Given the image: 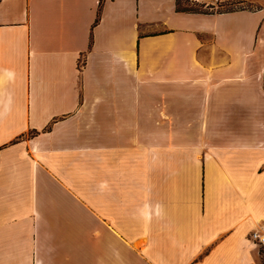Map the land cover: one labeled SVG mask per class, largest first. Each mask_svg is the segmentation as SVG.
<instances>
[{
  "label": "crops",
  "instance_id": "0c3cea01",
  "mask_svg": "<svg viewBox=\"0 0 264 264\" xmlns=\"http://www.w3.org/2000/svg\"><path fill=\"white\" fill-rule=\"evenodd\" d=\"M264 7L0 0V264H264Z\"/></svg>",
  "mask_w": 264,
  "mask_h": 264
},
{
  "label": "rangeland",
  "instance_id": "374dc122",
  "mask_svg": "<svg viewBox=\"0 0 264 264\" xmlns=\"http://www.w3.org/2000/svg\"><path fill=\"white\" fill-rule=\"evenodd\" d=\"M180 9L195 12L218 13L256 11L264 7V0H176ZM264 253V248L262 249Z\"/></svg>",
  "mask_w": 264,
  "mask_h": 264
},
{
  "label": "trees",
  "instance_id": "16d2710c",
  "mask_svg": "<svg viewBox=\"0 0 264 264\" xmlns=\"http://www.w3.org/2000/svg\"><path fill=\"white\" fill-rule=\"evenodd\" d=\"M177 11H178V12H186V13L215 14V13L195 12V11H190V10H186V9H180L178 3H177ZM230 12H233V11H230ZM230 12H218L217 14H221V13H230ZM262 252H263V251H262ZM263 254H264V253H263Z\"/></svg>",
  "mask_w": 264,
  "mask_h": 264
},
{
  "label": "built area",
  "instance_id": "2783aa9c",
  "mask_svg": "<svg viewBox=\"0 0 264 264\" xmlns=\"http://www.w3.org/2000/svg\"><path fill=\"white\" fill-rule=\"evenodd\" d=\"M252 238H253L254 240H258V243H259L260 245H264V239L261 238V237L259 236V234L254 233L253 236H252Z\"/></svg>",
  "mask_w": 264,
  "mask_h": 264
}]
</instances>
